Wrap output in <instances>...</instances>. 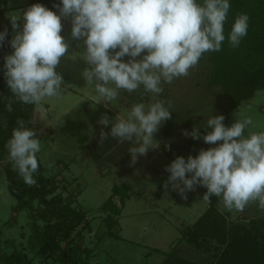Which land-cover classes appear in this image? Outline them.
Instances as JSON below:
<instances>
[{
  "label": "rangeland",
  "instance_id": "rangeland-1",
  "mask_svg": "<svg viewBox=\"0 0 264 264\" xmlns=\"http://www.w3.org/2000/svg\"><path fill=\"white\" fill-rule=\"evenodd\" d=\"M29 1H9L10 10L0 14L1 32L5 29L8 32L10 15L22 17ZM197 3L203 4V0ZM61 23V33L69 49L56 71L63 77L65 92L62 98H46L41 105H36L33 123L41 142L37 155L46 175L57 178L58 193L67 202L87 213V226L79 228L74 236L76 246L92 251L89 264H163L172 253L192 262L207 263L212 260L216 242L208 239L201 242L202 248L197 250L185 238L211 208L226 216L229 225L248 228L256 225L264 233V210L259 208L258 202L250 203L243 212L229 211L222 198L213 195L210 202L204 200L207 188L201 185L187 191L186 199L173 190L171 184L167 189L164 187L170 176L166 168L177 157L195 158L201 150L223 143L207 144L203 140L210 129L206 127L207 120L212 116L223 115L228 119L225 127H231L236 119L234 113L239 111L251 117L256 125L248 126L245 135L264 131V90L257 92L246 105L232 110V99L211 84L212 66L201 57L188 76L174 79L171 84L162 83L164 90L160 95L153 97L151 93H144L143 86L132 93L120 90L115 106L105 107L104 102L97 103L98 94L93 86L86 85L82 76L83 70L89 67L81 56L86 50L84 38L72 37L71 16L61 17ZM146 54L145 51L136 59ZM129 59L128 56L122 58L125 63ZM155 100L172 102L171 119L154 134L159 147L138 156L136 163L130 166L128 149L135 145L120 143L111 136L101 144L100 133H110L111 124L104 126L98 121L103 115L113 121L118 115L127 118L134 104L148 105ZM194 128L199 130L200 139L183 135L185 130L190 133ZM8 163V159L0 161V254L20 251L32 264H55L36 254L33 230L36 219L32 213L13 210L17 202L8 191L2 170ZM48 164L53 167L49 168ZM186 175L190 178L191 174ZM123 186L130 188V200L121 216L103 213V205L115 189ZM113 201L121 206L119 197Z\"/></svg>",
  "mask_w": 264,
  "mask_h": 264
},
{
  "label": "clouds",
  "instance_id": "clouds-1",
  "mask_svg": "<svg viewBox=\"0 0 264 264\" xmlns=\"http://www.w3.org/2000/svg\"><path fill=\"white\" fill-rule=\"evenodd\" d=\"M55 7L59 15L41 4L27 8L22 13V30L21 15L9 17L15 35L13 52L5 57V77L12 96L25 105H41L46 98H62L65 92L63 77L56 71L69 49L61 35V17L71 16L72 37L84 38L86 50L81 56L89 67L82 76L98 94L97 103L108 107L115 106L120 90L132 93L143 86L144 93L158 96L164 90L162 83L188 76L205 53L221 51L231 5L229 0H203V4L197 0H62V6ZM248 21L247 14L236 17L228 35L232 47H238L247 35ZM6 34L7 29L0 32V42ZM125 56L131 58L127 63L122 60ZM6 99V110L11 113L13 101ZM171 107V101L155 100L134 104L127 118L118 115L113 121L103 115L98 123L111 124V130L101 131L100 143L111 136L120 143L134 144L128 149L130 166L134 165L138 156L159 147L153 137L171 119ZM234 116L231 127H225L223 115L207 120L211 131L203 136L204 142L223 143L201 150L195 158L173 160L166 168L170 173L166 189L171 184L186 199L187 191L201 185L207 188L204 200L210 202L213 195L222 198L229 211L243 212L256 202L264 210V131L245 135L248 126L256 127L252 118L239 111ZM16 124L5 144L8 159L25 184L34 186L41 142L23 119ZM183 135L201 138L195 128Z\"/></svg>",
  "mask_w": 264,
  "mask_h": 264
},
{
  "label": "trees",
  "instance_id": "trees-1",
  "mask_svg": "<svg viewBox=\"0 0 264 264\" xmlns=\"http://www.w3.org/2000/svg\"><path fill=\"white\" fill-rule=\"evenodd\" d=\"M8 2L9 0H0V14L8 10ZM229 3L231 8L224 24L225 40L222 42L221 51L207 52L202 57L212 66L211 84L222 89L233 101L232 110H237L249 103L257 92L264 90V0H229ZM34 4H41L57 14L59 8L55 6H61L62 0H30L23 11ZM240 14L249 16V26L247 35L241 39L239 46L234 48L229 43L228 35ZM19 23L22 30V17ZM14 35L10 21L5 39L0 42V161L8 159L5 144L11 138L13 129L17 127V119H23L26 127L35 131L33 114L36 105H25L16 100L5 77V57L13 52L11 40ZM6 97L13 101L11 113L5 107L8 102ZM227 120L225 118L223 121L225 126ZM37 159L39 171L35 174L37 183L34 186L25 184L10 161L2 169L8 191L17 202L13 210L16 213L29 211L32 217L42 224L35 221L33 226L36 254L39 257L55 264H89L92 251L76 246L74 236L79 228L87 226V213L73 207L58 193L57 178L47 176L38 155ZM115 197H119L121 206H117L113 201ZM128 200L130 188H117L101 211L120 217ZM208 239L217 244L211 261L196 263L172 253L167 255L163 264H264V233L256 225L251 228L237 224L229 225L226 216L211 208L195 225L194 231L185 238L186 242L197 250L202 248L201 242ZM0 262L32 264L31 259L20 251L11 255L0 254Z\"/></svg>",
  "mask_w": 264,
  "mask_h": 264
},
{
  "label": "crops",
  "instance_id": "crops-1",
  "mask_svg": "<svg viewBox=\"0 0 264 264\" xmlns=\"http://www.w3.org/2000/svg\"><path fill=\"white\" fill-rule=\"evenodd\" d=\"M9 1H10V0H9ZM8 4H9V2H8ZM7 9L10 10V7H9L8 5H7ZM8 10H7V11H8ZM7 11H6V12H7ZM6 12H4L3 14H5ZM3 14H2V15H3Z\"/></svg>",
  "mask_w": 264,
  "mask_h": 264
}]
</instances>
